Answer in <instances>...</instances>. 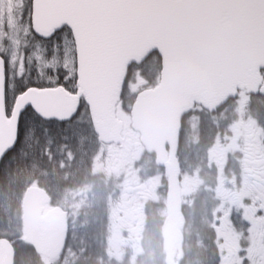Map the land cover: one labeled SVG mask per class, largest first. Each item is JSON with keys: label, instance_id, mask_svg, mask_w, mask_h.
I'll return each mask as SVG.
<instances>
[{"label": "snow or ice", "instance_id": "snow-or-ice-1", "mask_svg": "<svg viewBox=\"0 0 264 264\" xmlns=\"http://www.w3.org/2000/svg\"><path fill=\"white\" fill-rule=\"evenodd\" d=\"M150 210L264 264V0H0V264H138Z\"/></svg>", "mask_w": 264, "mask_h": 264}, {"label": "rangeland", "instance_id": "rangeland-1", "mask_svg": "<svg viewBox=\"0 0 264 264\" xmlns=\"http://www.w3.org/2000/svg\"><path fill=\"white\" fill-rule=\"evenodd\" d=\"M48 180L50 181L49 177ZM194 221L195 219H193V227L195 226ZM160 222L161 221L158 220L150 221L149 228L147 230V233L145 234L144 251L143 254L139 257L138 264H160V258L162 255V246L160 239ZM186 228H187L186 232L188 234L187 224H186Z\"/></svg>", "mask_w": 264, "mask_h": 264}, {"label": "flooded vegetation", "instance_id": "flooded-vegetation-1", "mask_svg": "<svg viewBox=\"0 0 264 264\" xmlns=\"http://www.w3.org/2000/svg\"><path fill=\"white\" fill-rule=\"evenodd\" d=\"M49 178H50V182H51V183H56V182H58V181L61 180V178H62V173H61L60 170L57 168L56 170H54V171L51 172V174L49 175ZM97 180H98V181L102 180V177H97ZM151 220H153V219H152V212H151V210H150V211H149V220H148V224H147V230H148V228H149V223H150ZM156 220L160 221L159 219H156ZM147 230H146L145 234L147 233Z\"/></svg>", "mask_w": 264, "mask_h": 264}, {"label": "water", "instance_id": "water-1", "mask_svg": "<svg viewBox=\"0 0 264 264\" xmlns=\"http://www.w3.org/2000/svg\"><path fill=\"white\" fill-rule=\"evenodd\" d=\"M177 251H178V255H179V249Z\"/></svg>", "mask_w": 264, "mask_h": 264}]
</instances>
